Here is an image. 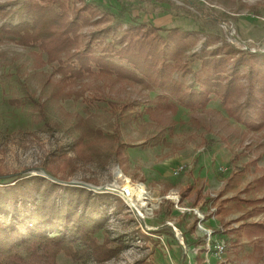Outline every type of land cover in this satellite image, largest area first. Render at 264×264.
<instances>
[{
    "label": "rangeland",
    "instance_id": "rangeland-1",
    "mask_svg": "<svg viewBox=\"0 0 264 264\" xmlns=\"http://www.w3.org/2000/svg\"><path fill=\"white\" fill-rule=\"evenodd\" d=\"M150 1L161 9L144 13L123 9L115 0H65L68 16L82 4L94 10L77 31V46L92 31L111 27L118 32L145 22L186 32L195 41L185 50L192 69L198 68L194 54L202 49L264 51V0H191L212 15H201L186 0ZM17 6L15 0H0V190L16 183L24 213H31L48 193L46 201L57 205L71 199L75 215H91L100 223L93 241L120 245L99 259L78 239L70 244L74 256L60 252L58 264H195L204 246L202 264H261L264 235L245 238L237 235L236 227L243 219L264 224V200L246 201L264 196V183L258 181L264 175V129L252 131L228 116L215 96L204 109L178 106L171 111L165 105L158 108L166 102L158 97L171 96L172 90L154 84L98 73L65 80L37 45L22 44V29L33 22L27 13L14 12ZM97 14L104 16L93 23ZM73 50L59 48L54 56L65 57ZM173 77L185 84L195 81L192 71H174ZM236 83L241 89L234 100L240 103L247 77L241 74ZM179 166L184 169L174 174ZM116 169L149 186L163 185L165 193L181 184L177 192L186 200L179 205L205 212L210 201L215 203L221 228L209 216L203 225L213 230V239L225 243L223 255L209 251L206 239L199 242L203 231L194 226L193 213H180L170 200L151 218L135 217L108 189L115 180L124 183ZM166 169L175 183L161 173ZM20 181L25 183L19 187ZM203 191L207 194L202 196ZM192 197L198 201L189 204ZM172 219L183 243L167 224Z\"/></svg>",
    "mask_w": 264,
    "mask_h": 264
},
{
    "label": "trees",
    "instance_id": "trees-1",
    "mask_svg": "<svg viewBox=\"0 0 264 264\" xmlns=\"http://www.w3.org/2000/svg\"><path fill=\"white\" fill-rule=\"evenodd\" d=\"M15 1L18 6L14 12L27 13L33 22L22 29V44L37 45L47 55L49 62L57 64L63 79L72 80L98 73L171 89V96L158 97L166 100L158 108L165 105L171 111H176L178 106L190 110L204 109L215 96L223 103L228 116L252 131L264 129V51L250 52L235 47L227 51H224L225 47L210 51L202 49L194 54L200 63L197 69H192L185 58V50L195 41L177 28L165 31L145 22L129 24L118 32L111 27L99 32L92 31L79 47L77 31L88 20V11H94L89 4L73 8L72 15L68 16L65 0ZM115 1L123 9L128 7L144 13L159 11L160 8L150 0H140L128 6L127 0ZM186 1L201 15H212L193 1ZM1 13L6 15L7 11ZM96 16L98 19L93 23L100 22L104 15ZM71 47L74 48L73 52L66 53L65 57L54 56L55 50L60 48L68 52ZM242 67L247 69L244 73L239 71ZM178 70L192 71L194 83L185 84L174 78L173 72ZM241 74L247 77L248 87L244 99L239 103L234 100V94L241 89L236 83ZM171 97L172 101L169 99ZM250 106L251 111H248ZM258 181L264 183V175ZM24 183L20 181L18 186ZM14 187L16 183L0 190V264H58L60 252L74 256L70 244L78 239L89 244L91 252L99 259L111 256L114 248L120 246L115 244V240H105L101 244L93 241L91 236L100 230V223L91 215H75V205L71 204V199L57 205L52 200L46 201L48 193L31 213H24ZM255 200L246 201L250 204L262 202L264 196ZM237 230H243L249 236L264 234V224L243 223ZM204 238L200 236L197 239L204 243Z\"/></svg>",
    "mask_w": 264,
    "mask_h": 264
},
{
    "label": "built area",
    "instance_id": "built-area-1",
    "mask_svg": "<svg viewBox=\"0 0 264 264\" xmlns=\"http://www.w3.org/2000/svg\"><path fill=\"white\" fill-rule=\"evenodd\" d=\"M90 1V0H87ZM184 168L183 166L177 167L173 171L174 174H178ZM117 170V178L124 182L119 183L116 180L111 183L108 187L113 194L128 208L130 209L135 217L140 219H148L154 216L155 211L159 209L161 203L164 200H170L174 208H176L180 213L188 212L193 213L195 216V227L200 228L202 236L207 240L208 250H213L217 256H222L225 250V243L222 240L213 239V230L203 225L204 220L209 216L210 219L214 220L217 213L216 204L210 201L207 204V211L203 212L198 206H183L179 205L181 201V196L177 191L171 190L161 192L162 187L160 185L149 186L142 180H132L129 176L125 175L120 169ZM167 221V224L176 232L179 236L180 241H182V235L175 225V221Z\"/></svg>",
    "mask_w": 264,
    "mask_h": 264
},
{
    "label": "crops",
    "instance_id": "crops-1",
    "mask_svg": "<svg viewBox=\"0 0 264 264\" xmlns=\"http://www.w3.org/2000/svg\"><path fill=\"white\" fill-rule=\"evenodd\" d=\"M161 173H163V175H164V177L166 176V179H167V181H170L171 179H172V177H173V182H174V180H175V176L174 175H172L171 174V171H168L167 169L166 170H163V171H161ZM156 177L158 178L159 177V174H156ZM169 177H170V179H169ZM155 178V177H154ZM153 177H151L150 178V180H153L154 179ZM186 178V177H185ZM156 179V178H155ZM149 180V181H150ZM183 180V179H182ZM171 182V181H170ZM150 183V182H149ZM175 183V182H174ZM156 184H158V183H151V185H156ZM150 185V184H149ZM161 187H162V191L164 192L165 190H164V186L163 185H160ZM182 187V185L181 184H177L176 185V183L173 185V187H171V188H168L167 189V191H171V190H174V191H178L179 190V188H181ZM210 193V191L208 192V194ZM205 194H207V192L205 193L204 191H203V193H202V196L203 195H205ZM212 195H213V193H212ZM199 197H200V195H198ZM181 202L183 203V201H185L186 199H185V197H184V194H182V196H181ZM188 200H190V202H189V204L192 202V201H198V199L196 200V197L194 198V197H192V198H188ZM214 200V199H213ZM201 206V205H200ZM207 207V206H206ZM206 207H205V209H206ZM212 220V219H211ZM239 221V220H238ZM241 221V223L237 226V227H239L240 225H242L243 223H254V222H256V221H247V219H243V220H240ZM212 224H213V226L215 225V227L217 228V227H219V228H221L220 227V225H219V223H221V220H218V219H216V217H215V219L214 220H212V222H211ZM236 227V228H237ZM238 231V230H237ZM238 233H241L240 235L238 234ZM237 235L238 236H242V237H248L249 239H255L257 236H261V235H264V234H259V235H251V236H249L248 234H246V233H244L243 232V230H240V231H238L237 232ZM257 248H260L259 246H257ZM256 247H255V249H257ZM200 250H202L201 252H198V254L195 256V258H196V262H195V264H202V262H204V258H203V256L202 255H204V250L203 249H200ZM262 263L261 264H263L264 263V257L262 258Z\"/></svg>",
    "mask_w": 264,
    "mask_h": 264
}]
</instances>
